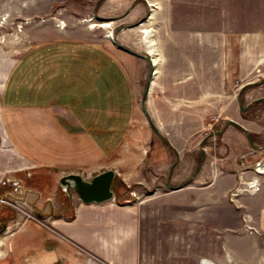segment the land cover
Masks as SVG:
<instances>
[{
	"label": "crops",
	"instance_id": "1",
	"mask_svg": "<svg viewBox=\"0 0 264 264\" xmlns=\"http://www.w3.org/2000/svg\"><path fill=\"white\" fill-rule=\"evenodd\" d=\"M120 1L129 23L178 2L105 5ZM199 2L184 6L264 9L258 0ZM148 20L123 27L128 43L138 45L143 23L154 33ZM196 27L184 59L172 61L183 70L159 75L149 60L123 49L116 59L99 43L47 38L17 59L0 46V192L35 171L56 170L60 182L115 173L114 199L85 203L74 192L70 217L16 231V264H264V175L253 171L264 163V27L231 36L209 19ZM135 60L152 69L145 106L159 134L138 101L144 76ZM69 122L88 132L71 134ZM252 177L256 192L245 190ZM127 187L145 196L127 202Z\"/></svg>",
	"mask_w": 264,
	"mask_h": 264
},
{
	"label": "rangeland",
	"instance_id": "2",
	"mask_svg": "<svg viewBox=\"0 0 264 264\" xmlns=\"http://www.w3.org/2000/svg\"><path fill=\"white\" fill-rule=\"evenodd\" d=\"M175 1L178 2L175 3L174 9H158L155 12L144 9L140 16L129 23L124 20L128 9H126L127 4L123 5L122 1L115 7L108 8L105 0H0L1 50L13 59H17L23 57L32 44L35 45L47 38L64 37L66 44L99 43L103 51L115 53L116 58L117 54H121L118 45L112 42L116 38V41L124 47L131 48L143 56H152L154 74L159 75L160 71L169 73L183 70L184 66L180 69L179 65L172 61L176 56L184 59L185 40L186 37L191 36L187 34L196 33L197 22H206L209 19L211 23H220L221 26L226 27L228 36L241 27H264V9H201L196 6L186 9L184 6L186 0ZM237 1L234 0V3L236 4ZM258 2L264 4V0ZM144 20L149 21L148 24L154 28V33L150 26H145L143 23L142 34L134 36V41L138 45L128 43L122 34L123 27ZM104 24H109L110 27L101 28L100 25ZM93 25L97 27L92 28ZM146 30L151 33L144 34ZM242 32L252 31L248 29ZM152 33L157 42L150 38ZM109 35L110 39L107 38ZM155 56L156 61H154ZM135 61L131 64L133 70L135 73L140 71L144 76L142 77L144 80H140L138 97L140 104L152 69L148 62L144 66L142 62ZM120 62L126 63L124 59H120ZM163 80L167 79L162 74L158 81L163 82ZM69 123L66 127L71 134L88 132L85 126ZM50 170L49 174L29 172L22 181L7 180L2 183L3 187L11 189L1 191L0 195L11 201L12 205H0V264H16L11 247L13 234L16 231L30 223L42 226L44 223L49 224L52 217L56 218L63 214L67 217L71 216L70 211L67 213L64 211L70 195L60 185L61 173ZM23 185L27 187L26 190L23 189ZM31 188L35 189L30 190ZM124 190L126 195L124 199H127V202H135L145 196L142 194L140 197L133 187ZM74 192L72 190L71 193ZM42 194L44 200L39 202ZM148 195L149 193L146 192L147 197Z\"/></svg>",
	"mask_w": 264,
	"mask_h": 264
},
{
	"label": "water",
	"instance_id": "3",
	"mask_svg": "<svg viewBox=\"0 0 264 264\" xmlns=\"http://www.w3.org/2000/svg\"><path fill=\"white\" fill-rule=\"evenodd\" d=\"M113 41L116 45H118L120 49L126 50L127 52L133 55H136L143 59L149 60L150 62H153L152 58L140 55L136 51L126 48L123 45L119 44L116 41V38H114ZM150 85H151V81H149L145 93L143 95L142 109L145 112L149 122L151 123L153 130L159 134L145 106ZM114 177H115V173L113 171H106L104 173H101L95 176L91 181L85 180L81 175L71 174L64 177L61 180L60 185L68 192L69 195L71 193V190H74L77 193V195L80 197V199L85 203H103L114 199V192L112 190Z\"/></svg>",
	"mask_w": 264,
	"mask_h": 264
},
{
	"label": "built area",
	"instance_id": "4",
	"mask_svg": "<svg viewBox=\"0 0 264 264\" xmlns=\"http://www.w3.org/2000/svg\"><path fill=\"white\" fill-rule=\"evenodd\" d=\"M212 126V125H210ZM256 174L259 175H264V163L263 162H258L255 165V168L253 170ZM16 185V184H15ZM245 190L256 192L259 190L260 184L258 178H251L247 182H245ZM1 204H6V205H12L11 201L4 199L3 196H0V205ZM200 264H215L214 262L210 260H203L201 261Z\"/></svg>",
	"mask_w": 264,
	"mask_h": 264
},
{
	"label": "bare ground",
	"instance_id": "5",
	"mask_svg": "<svg viewBox=\"0 0 264 264\" xmlns=\"http://www.w3.org/2000/svg\"><path fill=\"white\" fill-rule=\"evenodd\" d=\"M96 27H97V26H95V25L92 26V28H96ZM100 27H101V28H106V29H107V28L110 27V25H109V24H104V25H100ZM150 33H151V31H147V30L144 31V34H147V35H149ZM110 37H111V36L109 35L107 38L110 39ZM153 45H156V44L153 43ZM154 61H156V56H155V60H154ZM71 191H72V190H71Z\"/></svg>",
	"mask_w": 264,
	"mask_h": 264
}]
</instances>
